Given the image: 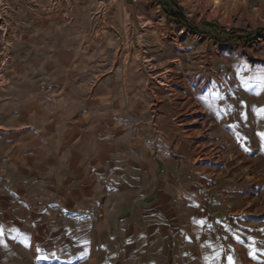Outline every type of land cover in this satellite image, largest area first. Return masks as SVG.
<instances>
[{
    "label": "crops",
    "instance_id": "crops-1",
    "mask_svg": "<svg viewBox=\"0 0 264 264\" xmlns=\"http://www.w3.org/2000/svg\"><path fill=\"white\" fill-rule=\"evenodd\" d=\"M83 42L52 50L35 40L15 72L31 64L34 84L0 95L6 264H253L264 228L244 216L240 190L215 197L208 178L199 187L144 137L133 149L128 138L145 130L137 109L113 85L119 76L96 79Z\"/></svg>",
    "mask_w": 264,
    "mask_h": 264
},
{
    "label": "rangeland",
    "instance_id": "rangeland-1",
    "mask_svg": "<svg viewBox=\"0 0 264 264\" xmlns=\"http://www.w3.org/2000/svg\"><path fill=\"white\" fill-rule=\"evenodd\" d=\"M163 2L206 34L175 25ZM207 24L264 33V0H0V95L34 84L31 64L15 72L35 40L52 50L84 40L96 79L119 76L113 85L137 109L145 130L131 147L144 137L167 166L187 168L185 178H208L215 197L240 190L244 216L264 228V39L227 40ZM262 244L248 254L253 264H264ZM5 256L0 245V264Z\"/></svg>",
    "mask_w": 264,
    "mask_h": 264
},
{
    "label": "trees",
    "instance_id": "trees-1",
    "mask_svg": "<svg viewBox=\"0 0 264 264\" xmlns=\"http://www.w3.org/2000/svg\"><path fill=\"white\" fill-rule=\"evenodd\" d=\"M163 7H164V12L167 16V18L171 21H173L175 23V25H184L185 27L191 29L192 31L195 30L198 33L201 34H206L204 30L201 29V27L195 25V24H190L186 19H184V17L182 16V14L180 13V8L178 6H176L174 3H172V5H174L175 7H172L171 5H168L167 3L163 2L162 3ZM213 24H207V25H203L205 27H212L214 28L217 33L220 36H223L224 38H226L227 40H231L233 38H239L240 40H244L245 42H250L252 41V39L256 38L257 36H260L264 39V33L261 31H256L252 34H245L244 32L240 31V30H230V31H226L223 28H217V26H212ZM202 26V27H203ZM218 37V36H215Z\"/></svg>",
    "mask_w": 264,
    "mask_h": 264
}]
</instances>
